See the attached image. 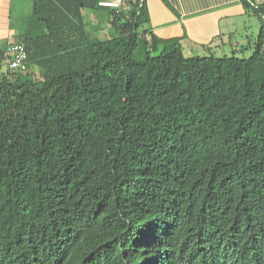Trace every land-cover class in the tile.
<instances>
[{"label": "trees", "instance_id": "trees-1", "mask_svg": "<svg viewBox=\"0 0 264 264\" xmlns=\"http://www.w3.org/2000/svg\"><path fill=\"white\" fill-rule=\"evenodd\" d=\"M97 3L0 42V264H264V4L238 56Z\"/></svg>", "mask_w": 264, "mask_h": 264}, {"label": "crops", "instance_id": "crops-1", "mask_svg": "<svg viewBox=\"0 0 264 264\" xmlns=\"http://www.w3.org/2000/svg\"><path fill=\"white\" fill-rule=\"evenodd\" d=\"M135 1L124 0L123 8L127 10L126 6L128 4L129 7L132 6ZM248 1L254 5L264 4V0ZM145 2L151 30L161 38L181 37L186 34L189 40L200 45L219 37L232 43L235 48L259 31L257 19L246 12L243 0H145ZM105 11L104 8L93 11L84 9L83 14L85 19L96 23V15ZM30 13H33L32 0ZM30 19L26 20L24 29L19 33L29 30L33 23ZM100 32L101 30L99 34Z\"/></svg>", "mask_w": 264, "mask_h": 264}, {"label": "rangeland", "instance_id": "rangeland-1", "mask_svg": "<svg viewBox=\"0 0 264 264\" xmlns=\"http://www.w3.org/2000/svg\"><path fill=\"white\" fill-rule=\"evenodd\" d=\"M126 8H129L126 6ZM31 12V0H0V42H6L7 40H12L13 37L16 35V33L21 32L24 29V24L27 19H30L32 17ZM88 13V12H87ZM256 20L255 17L252 16ZM91 25L94 24L93 22H90ZM90 23L88 24V28H90ZM108 26H103L98 36L102 39L107 38V32H108ZM253 24L251 23L252 27ZM32 30V29H31ZM32 33H34L32 31ZM102 33V34H101ZM243 37V36H242ZM184 46L187 44L185 43V40L182 42ZM243 44H246L244 41ZM232 45H225L222 50H216L217 55H221L222 53H235L238 56H249L251 54L252 50L243 49L242 51H236L235 48L231 47ZM238 47L237 49H239ZM187 50V49H186ZM201 48L197 47V51H200ZM195 50H192V52H197ZM191 52V51H190ZM191 52V53H192ZM6 66H2L1 71H5ZM33 70H36L33 68ZM37 73V71H36ZM34 73V74H36Z\"/></svg>", "mask_w": 264, "mask_h": 264}, {"label": "built area", "instance_id": "built-area-1", "mask_svg": "<svg viewBox=\"0 0 264 264\" xmlns=\"http://www.w3.org/2000/svg\"><path fill=\"white\" fill-rule=\"evenodd\" d=\"M121 1L122 0H99L98 4L111 8H119ZM8 51L14 54L12 57L9 56L6 58V63L8 64V67L11 69L23 70L25 68L24 59L26 57V51L23 45L17 43L9 44Z\"/></svg>", "mask_w": 264, "mask_h": 264}, {"label": "clouds", "instance_id": "clouds-1", "mask_svg": "<svg viewBox=\"0 0 264 264\" xmlns=\"http://www.w3.org/2000/svg\"><path fill=\"white\" fill-rule=\"evenodd\" d=\"M99 1V0H98ZM124 2V0H122L121 2H120V6H122V3ZM99 5V4H98ZM99 6H101V5H99ZM102 7H106V6H102ZM111 8V7H110ZM120 8V7H119ZM119 8H117L118 10H119Z\"/></svg>", "mask_w": 264, "mask_h": 264}]
</instances>
